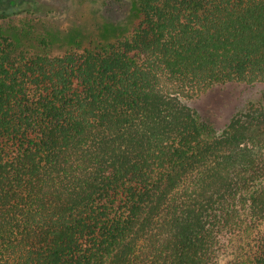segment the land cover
I'll return each instance as SVG.
<instances>
[{
  "label": "trees",
  "instance_id": "16d2710c",
  "mask_svg": "<svg viewBox=\"0 0 264 264\" xmlns=\"http://www.w3.org/2000/svg\"><path fill=\"white\" fill-rule=\"evenodd\" d=\"M138 1L60 55L0 34V264H264V104L187 101L264 83V0Z\"/></svg>",
  "mask_w": 264,
  "mask_h": 264
},
{
  "label": "rangeland",
  "instance_id": "374dc122",
  "mask_svg": "<svg viewBox=\"0 0 264 264\" xmlns=\"http://www.w3.org/2000/svg\"><path fill=\"white\" fill-rule=\"evenodd\" d=\"M138 0H0V34L16 49L60 55L77 47L112 41L137 21ZM218 128L248 103L264 104V83L215 85L187 100ZM264 228V224H263ZM227 256L220 264H226Z\"/></svg>",
  "mask_w": 264,
  "mask_h": 264
}]
</instances>
